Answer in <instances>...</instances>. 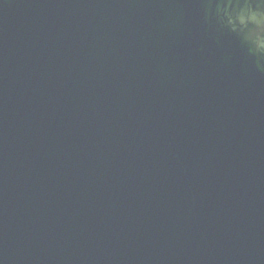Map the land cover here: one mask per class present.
Here are the masks:
<instances>
[{
    "label": "water",
    "instance_id": "95a60500",
    "mask_svg": "<svg viewBox=\"0 0 264 264\" xmlns=\"http://www.w3.org/2000/svg\"><path fill=\"white\" fill-rule=\"evenodd\" d=\"M0 264H264V0H0Z\"/></svg>",
    "mask_w": 264,
    "mask_h": 264
}]
</instances>
